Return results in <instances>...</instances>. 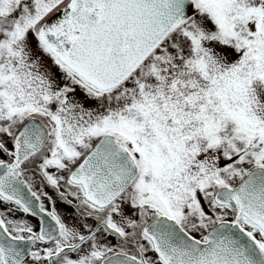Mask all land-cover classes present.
Listing matches in <instances>:
<instances>
[{"label": "snow or ice", "instance_id": "snow-or-ice-1", "mask_svg": "<svg viewBox=\"0 0 264 264\" xmlns=\"http://www.w3.org/2000/svg\"><path fill=\"white\" fill-rule=\"evenodd\" d=\"M0 264H264V0H0Z\"/></svg>", "mask_w": 264, "mask_h": 264}, {"label": "rangeland", "instance_id": "rangeland-1", "mask_svg": "<svg viewBox=\"0 0 264 264\" xmlns=\"http://www.w3.org/2000/svg\"><path fill=\"white\" fill-rule=\"evenodd\" d=\"M49 63H50V61H49Z\"/></svg>", "mask_w": 264, "mask_h": 264}]
</instances>
